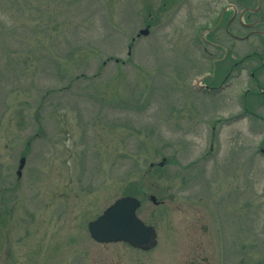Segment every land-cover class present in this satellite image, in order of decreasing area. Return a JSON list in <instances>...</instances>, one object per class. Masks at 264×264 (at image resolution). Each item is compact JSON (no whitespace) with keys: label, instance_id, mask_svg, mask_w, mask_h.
Masks as SVG:
<instances>
[{"label":"rangeland","instance_id":"1","mask_svg":"<svg viewBox=\"0 0 264 264\" xmlns=\"http://www.w3.org/2000/svg\"><path fill=\"white\" fill-rule=\"evenodd\" d=\"M166 1L0 0V264H264V39H227L258 58L199 91L218 14ZM124 196L152 250L91 237Z\"/></svg>","mask_w":264,"mask_h":264},{"label":"flooded vegetation","instance_id":"2","mask_svg":"<svg viewBox=\"0 0 264 264\" xmlns=\"http://www.w3.org/2000/svg\"><path fill=\"white\" fill-rule=\"evenodd\" d=\"M167 3H171L172 8H179V0L166 1L164 6ZM219 3H222V0H209L202 6L198 5L201 16L202 13L204 16V13H210L213 9L212 12L218 14L215 23L210 28L198 30L192 39L194 49L202 51L199 56L201 60H197L195 65L208 68L198 77L199 81L195 88L199 91L221 93L229 90L233 87V80L240 78L247 69V64L255 60V57L258 58L252 54L247 57H238V54L228 45L230 40L232 43L246 41L252 36L264 39V30L259 29L264 25V18L261 17L264 13V0H234L226 5ZM201 16L196 17L195 20L198 21L203 17ZM243 28L249 29L245 35L242 32ZM253 54L258 53L253 52ZM250 78L256 81L258 88L262 86L256 70L250 72ZM249 91L251 88L247 87L245 92ZM195 260L193 264H200L199 258ZM208 260V257L202 258L204 264Z\"/></svg>","mask_w":264,"mask_h":264},{"label":"water","instance_id":"3","mask_svg":"<svg viewBox=\"0 0 264 264\" xmlns=\"http://www.w3.org/2000/svg\"><path fill=\"white\" fill-rule=\"evenodd\" d=\"M149 33L150 29L146 27L141 29L137 36H148ZM165 162L166 158L159 165L163 166ZM25 164L26 158L23 157L17 171L19 177L22 176ZM152 199L157 202L154 196ZM139 205L140 202L134 197L128 196L117 200L100 217L89 223L91 236L99 242L125 241L135 247L153 248L157 243L156 233L153 227L146 226L137 217L136 209Z\"/></svg>","mask_w":264,"mask_h":264}]
</instances>
